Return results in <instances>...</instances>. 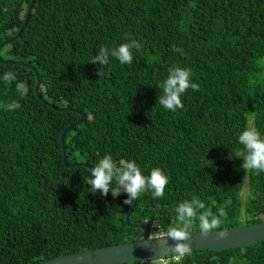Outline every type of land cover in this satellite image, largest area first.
<instances>
[{"label":"trees","instance_id":"trees-1","mask_svg":"<svg viewBox=\"0 0 264 264\" xmlns=\"http://www.w3.org/2000/svg\"><path fill=\"white\" fill-rule=\"evenodd\" d=\"M30 3L0 0V43L17 34ZM131 40L142 45L131 65L91 63L101 47ZM0 59L30 64L43 100L87 114L65 137L70 162L94 167L110 154L118 166L132 160L145 176L157 167L168 176L163 198L138 197L132 223L157 222L166 234L177 226L178 204L193 196L214 214L225 210L220 229L264 223V172L232 157L247 128L264 138V0H36ZM175 66L190 69L199 90L188 89L184 108L171 112L157 97ZM9 71L28 84L26 98L3 81ZM36 81L30 68L0 62V105L21 104L0 107V264L134 240L141 231L126 224L127 194L92 193L88 168L65 167L62 131L80 115L43 103ZM179 264H264V242L193 252Z\"/></svg>","mask_w":264,"mask_h":264},{"label":"clouds","instance_id":"clouds-1","mask_svg":"<svg viewBox=\"0 0 264 264\" xmlns=\"http://www.w3.org/2000/svg\"><path fill=\"white\" fill-rule=\"evenodd\" d=\"M141 47L142 45L135 40L123 43L117 48L101 47L91 63H98L101 67L108 66L110 57H114L121 64L131 65L133 50L138 51ZM172 51L183 54V50L175 45H172ZM98 75L101 77L103 73L100 71ZM191 75V70L188 68L179 66L169 68L166 80L160 85L163 94L157 97V104L171 112L183 109L182 95L188 89L199 90V85L192 83ZM3 81L8 85L15 82L16 92L21 99L29 95L28 84L23 81L17 82V73L6 72L3 75ZM0 107L13 111L20 109L21 104L14 100L6 105H0ZM238 141L243 146V150H236L232 157L242 159V167L245 169L255 170L257 174L264 172V138L261 137L257 129L255 127L247 128L239 135ZM89 171L90 178L87 179L86 183L90 186V192H99L104 197L111 193L114 198L120 196L121 193H125L127 198L123 203L129 206L146 191H151L153 199L163 198L165 188L169 183L168 176L158 167L152 169L150 175L145 176L135 161L121 160L118 166L110 154L104 155ZM114 180L115 184L113 183ZM113 185H116V187H113ZM205 209V203L196 196H193L191 200H185L178 204L175 209L177 226L169 227L163 240L165 252L168 254L152 257L150 259L151 264H173V262L179 264L183 258L192 255L191 239L194 220L199 221V231L202 235L208 236L215 232L218 240L228 239L226 230L216 231L223 224L222 217L225 216V210L223 208L218 209V214H214L211 209ZM154 227L156 226L154 225ZM169 240L172 243L169 244ZM153 241V233H150L147 240L143 242L144 246L151 245Z\"/></svg>","mask_w":264,"mask_h":264},{"label":"water","instance_id":"water-1","mask_svg":"<svg viewBox=\"0 0 264 264\" xmlns=\"http://www.w3.org/2000/svg\"><path fill=\"white\" fill-rule=\"evenodd\" d=\"M36 0H31L30 6L28 8L26 17L24 22L17 32L15 36L12 38L5 40L0 43V48L7 45L8 43L15 40L24 30L27 25L34 4ZM0 62L7 64H16L22 65L30 68L36 75V95L37 97L50 108L55 111H71L80 115V118L76 120L74 123L69 125L64 131H62L61 135V145L63 150V163L66 168H74V167H86L88 169L93 168L90 164L86 162H70L68 160L66 145H65V137L74 127L79 124L85 122L88 118L87 114L82 112L81 110L75 108H67V107H56L53 104H50L43 100L39 93V88L41 85V77L37 70L31 66L30 64L18 61H8L0 59ZM262 76L264 79V66L262 70ZM115 182V180L113 181ZM137 201H134L131 205L130 209H128V213L125 217L126 224L130 228L139 229L141 231L140 235L136 237L132 241L123 242L120 244L108 245L106 247H100L95 249L83 250L75 253H70L66 255H62L56 258H52L50 260L44 261L40 264H130L135 262H145L150 261V259L154 256L167 255L165 252V245L163 240L166 236H160L157 238H153L154 241L149 246H144V241L147 240L148 235L152 232L150 226L146 224H134L131 222V216L133 214V210L137 205ZM226 230L228 232V239L226 240H218L216 238L215 232L208 236L202 235L200 232L192 233L191 239V247L193 252L209 250V251H223L237 248H245L249 246H254L264 242V223L255 224V225H245L240 227H233L228 229H220L216 231ZM168 243H172V241H168Z\"/></svg>","mask_w":264,"mask_h":264},{"label":"built area","instance_id":"built-area-1","mask_svg":"<svg viewBox=\"0 0 264 264\" xmlns=\"http://www.w3.org/2000/svg\"><path fill=\"white\" fill-rule=\"evenodd\" d=\"M154 225L156 227H154ZM150 228H151V230H155L160 236H166L165 232L162 230V228L159 226V224L157 222H154ZM145 262H149L151 264V260L145 261Z\"/></svg>","mask_w":264,"mask_h":264},{"label":"rangeland","instance_id":"rangeland-1","mask_svg":"<svg viewBox=\"0 0 264 264\" xmlns=\"http://www.w3.org/2000/svg\"><path fill=\"white\" fill-rule=\"evenodd\" d=\"M245 195H246V190H244V192H243V196L244 197H245ZM151 233H153V238L160 237V235L155 230H152Z\"/></svg>","mask_w":264,"mask_h":264}]
</instances>
